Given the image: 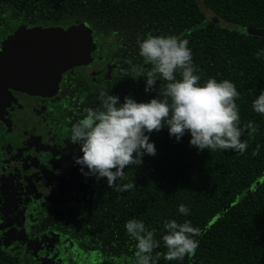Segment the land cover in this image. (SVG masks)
Here are the masks:
<instances>
[{
  "label": "trees",
  "instance_id": "trees-1",
  "mask_svg": "<svg viewBox=\"0 0 264 264\" xmlns=\"http://www.w3.org/2000/svg\"><path fill=\"white\" fill-rule=\"evenodd\" d=\"M84 20L106 34L117 45H130V58L119 63L113 80L105 91L123 101L129 96L147 102L156 92H144V78L138 77L136 65H144L138 54L137 38L146 35H175L188 41L192 61L203 84L209 77L230 80L239 99L240 126L252 121L258 131L241 136L247 142L243 154L232 150L197 151L185 133L177 142L167 129L152 131L153 156L126 166L120 183L133 187L123 192L106 185L99 209L81 213L79 230L97 238L105 264H135V241L123 227L129 218L144 222L160 243L158 264H264V116L252 111L251 102L264 89V37L241 33L239 28L264 29V0H82ZM232 25L225 28L213 18ZM126 55V54H124ZM151 65H144L147 70ZM177 78L178 75H177ZM158 80L153 89H162ZM96 87L89 93L99 92ZM86 92V90H84ZM99 102V101H98ZM89 105V107L95 108ZM86 108L84 105L78 107ZM255 152V155H253ZM189 207V215L177 213L179 204ZM189 220L201 233L195 254L183 260H165L166 248L160 240L162 222ZM0 264H23L3 257Z\"/></svg>",
  "mask_w": 264,
  "mask_h": 264
},
{
  "label": "flooded vegetation",
  "instance_id": "flooded-vegetation-1",
  "mask_svg": "<svg viewBox=\"0 0 264 264\" xmlns=\"http://www.w3.org/2000/svg\"><path fill=\"white\" fill-rule=\"evenodd\" d=\"M87 2L0 0V259L105 264L89 243L97 238L77 228L88 224L81 213L99 209L105 180L78 171L73 157L81 153L69 136L85 114L78 107L99 103L88 88H109L131 52L84 20ZM50 31L101 39L100 59L58 74Z\"/></svg>",
  "mask_w": 264,
  "mask_h": 264
},
{
  "label": "clouds",
  "instance_id": "clouds-1",
  "mask_svg": "<svg viewBox=\"0 0 264 264\" xmlns=\"http://www.w3.org/2000/svg\"><path fill=\"white\" fill-rule=\"evenodd\" d=\"M138 54L147 70L138 66V77L144 78V92L157 94L147 102H137L129 96L123 101L109 91L100 90L95 108H85L84 115L71 125L69 140L78 146V156L73 160L78 171L96 180L104 178L113 191L123 192L133 185L120 183L126 166H138L145 155H155L154 143L149 134L167 129L177 142L187 133L188 143L201 150H232L243 154L247 142L241 139L244 129L252 137L257 131L252 121L240 126L236 100L239 92L230 80L209 77L203 84L192 61L191 49L186 39L175 35H146L137 38ZM264 55V49L256 53ZM177 75L179 78H177ZM165 81L162 89H153L158 81ZM252 111L264 116V89L251 102ZM255 155V152H253ZM177 213L189 215V207L177 205ZM126 234L135 241V264H158L160 253L153 254L159 246L153 230L143 221L129 218L123 225ZM164 234L160 240L166 248L165 260L181 261L195 254L201 233L189 220L162 222Z\"/></svg>",
  "mask_w": 264,
  "mask_h": 264
},
{
  "label": "water",
  "instance_id": "water-1",
  "mask_svg": "<svg viewBox=\"0 0 264 264\" xmlns=\"http://www.w3.org/2000/svg\"><path fill=\"white\" fill-rule=\"evenodd\" d=\"M213 20L225 28H232L230 23H227L219 17H214ZM236 28L239 32L244 34L264 37V29L239 28L237 26ZM51 31L53 32V30ZM51 31L50 43H46V45L51 47L50 54L53 59L52 61L55 63L53 68L58 71V74L78 64L90 65L91 61L89 58L100 59L99 56H96L99 47L104 45L101 39L89 35L88 33L82 34L79 31H72L71 33H52Z\"/></svg>",
  "mask_w": 264,
  "mask_h": 264
}]
</instances>
